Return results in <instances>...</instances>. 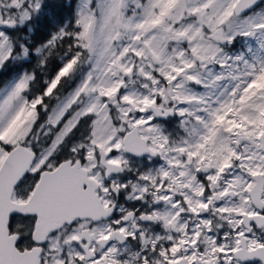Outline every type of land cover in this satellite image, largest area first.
<instances>
[{"label":"snow or ice","instance_id":"1","mask_svg":"<svg viewBox=\"0 0 264 264\" xmlns=\"http://www.w3.org/2000/svg\"><path fill=\"white\" fill-rule=\"evenodd\" d=\"M0 264H264V0H0Z\"/></svg>","mask_w":264,"mask_h":264}]
</instances>
